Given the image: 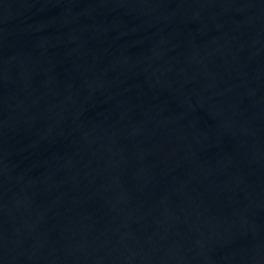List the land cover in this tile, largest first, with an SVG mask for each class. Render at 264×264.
<instances>
[{"label": "water", "instance_id": "1", "mask_svg": "<svg viewBox=\"0 0 264 264\" xmlns=\"http://www.w3.org/2000/svg\"><path fill=\"white\" fill-rule=\"evenodd\" d=\"M0 264H264V0H0Z\"/></svg>", "mask_w": 264, "mask_h": 264}]
</instances>
